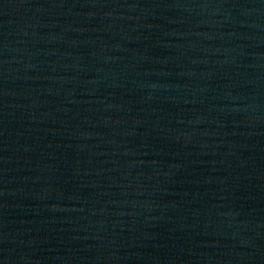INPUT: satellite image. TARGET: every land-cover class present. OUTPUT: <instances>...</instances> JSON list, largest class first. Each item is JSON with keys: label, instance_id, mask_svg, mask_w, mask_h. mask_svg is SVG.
Instances as JSON below:
<instances>
[{"label": "water", "instance_id": "1", "mask_svg": "<svg viewBox=\"0 0 264 264\" xmlns=\"http://www.w3.org/2000/svg\"><path fill=\"white\" fill-rule=\"evenodd\" d=\"M0 264H264V0H0Z\"/></svg>", "mask_w": 264, "mask_h": 264}]
</instances>
